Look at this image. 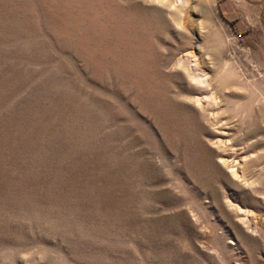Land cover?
Here are the masks:
<instances>
[{"label":"rangeland","instance_id":"obj_1","mask_svg":"<svg viewBox=\"0 0 264 264\" xmlns=\"http://www.w3.org/2000/svg\"><path fill=\"white\" fill-rule=\"evenodd\" d=\"M0 264H264V0H0Z\"/></svg>","mask_w":264,"mask_h":264},{"label":"bare ground","instance_id":"obj_2","mask_svg":"<svg viewBox=\"0 0 264 264\" xmlns=\"http://www.w3.org/2000/svg\"><path fill=\"white\" fill-rule=\"evenodd\" d=\"M180 1H181V0H180ZM157 3H158V2H157ZM168 8H169V7H168ZM168 8H167V9H168ZM193 77H194V76H193ZM205 77H206V76H205ZM190 78H191V77H190ZM195 78H196V77H195ZM206 80H207V79H206ZM199 81H200V80H199ZM194 82H195V81H194ZM195 83H196V82H195ZM209 97H210V96H209Z\"/></svg>","mask_w":264,"mask_h":264}]
</instances>
